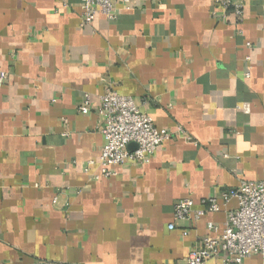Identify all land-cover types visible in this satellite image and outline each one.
<instances>
[{
	"label": "crops",
	"instance_id": "crops-1",
	"mask_svg": "<svg viewBox=\"0 0 264 264\" xmlns=\"http://www.w3.org/2000/svg\"><path fill=\"white\" fill-rule=\"evenodd\" d=\"M219 13L214 0H132L81 24L80 0H0V264H186L209 222L222 229L237 202L221 191L264 180V0L240 22ZM109 85L171 136L96 180L85 166ZM213 195L220 211L173 220L178 199Z\"/></svg>",
	"mask_w": 264,
	"mask_h": 264
},
{
	"label": "built area",
	"instance_id": "built-area-1",
	"mask_svg": "<svg viewBox=\"0 0 264 264\" xmlns=\"http://www.w3.org/2000/svg\"><path fill=\"white\" fill-rule=\"evenodd\" d=\"M247 0H214L220 9V16L231 12L240 22ZM132 0H80L82 9L81 24L90 23L101 13L107 19L116 18V8L121 5L129 9ZM216 13V12H214ZM6 73H0V88ZM79 113L91 110L87 95L77 108ZM102 119L101 134L104 144L97 163L88 161L85 172L93 179L109 178L116 174L115 168L128 163L145 164L171 133L159 130L152 117L141 110L132 97L119 94L112 85L106 87L100 96L97 108ZM176 133L184 136V130L177 127ZM130 144L136 147L129 149ZM92 166L96 170L91 172ZM231 199L237 204L226 211V218L219 230L213 222L207 224L209 234L202 237L198 246L188 253L186 264H205L210 259L220 258L228 264H243L245 258L258 256L264 264V180L243 181L238 187L221 191L220 200L225 205ZM221 210L216 195L201 200V207H195L190 198L178 199L173 206L175 222L197 220L207 212ZM174 223L168 225L174 228ZM186 230L183 231V235Z\"/></svg>",
	"mask_w": 264,
	"mask_h": 264
},
{
	"label": "water",
	"instance_id": "water-1",
	"mask_svg": "<svg viewBox=\"0 0 264 264\" xmlns=\"http://www.w3.org/2000/svg\"><path fill=\"white\" fill-rule=\"evenodd\" d=\"M135 147H136L135 144H130V145H129V149H133V148H135Z\"/></svg>",
	"mask_w": 264,
	"mask_h": 264
}]
</instances>
